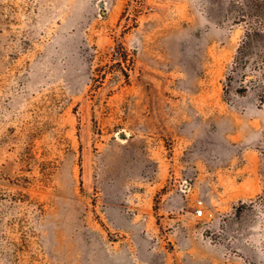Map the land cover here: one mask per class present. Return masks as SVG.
I'll return each instance as SVG.
<instances>
[{
  "label": "rangeland",
  "instance_id": "374dc122",
  "mask_svg": "<svg viewBox=\"0 0 264 264\" xmlns=\"http://www.w3.org/2000/svg\"><path fill=\"white\" fill-rule=\"evenodd\" d=\"M253 27L264 0H0V264H264Z\"/></svg>",
  "mask_w": 264,
  "mask_h": 264
},
{
  "label": "trees",
  "instance_id": "16d2710c",
  "mask_svg": "<svg viewBox=\"0 0 264 264\" xmlns=\"http://www.w3.org/2000/svg\"><path fill=\"white\" fill-rule=\"evenodd\" d=\"M264 34V29L263 28H259V27H253L249 30L245 31V48H247L252 39L255 38L256 36H260Z\"/></svg>",
  "mask_w": 264,
  "mask_h": 264
},
{
  "label": "built area",
  "instance_id": "2783aa9c",
  "mask_svg": "<svg viewBox=\"0 0 264 264\" xmlns=\"http://www.w3.org/2000/svg\"><path fill=\"white\" fill-rule=\"evenodd\" d=\"M187 183L186 181L183 182L182 184V188L185 191L188 187H187ZM194 215L198 218L202 217L204 215V202L202 198H198L196 201V208L194 210Z\"/></svg>",
  "mask_w": 264,
  "mask_h": 264
}]
</instances>
